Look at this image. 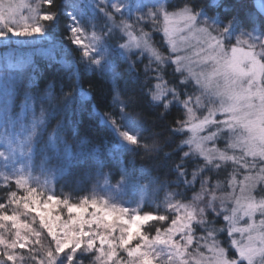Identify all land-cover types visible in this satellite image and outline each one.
<instances>
[{
  "label": "snow or ice",
  "instance_id": "1",
  "mask_svg": "<svg viewBox=\"0 0 264 264\" xmlns=\"http://www.w3.org/2000/svg\"><path fill=\"white\" fill-rule=\"evenodd\" d=\"M0 264H264V0H0Z\"/></svg>",
  "mask_w": 264,
  "mask_h": 264
}]
</instances>
